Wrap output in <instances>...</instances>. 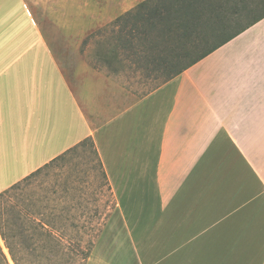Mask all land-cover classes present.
<instances>
[{
  "label": "crops",
  "instance_id": "obj_1",
  "mask_svg": "<svg viewBox=\"0 0 264 264\" xmlns=\"http://www.w3.org/2000/svg\"><path fill=\"white\" fill-rule=\"evenodd\" d=\"M142 1L48 0L56 55L31 0H0V193L91 140L121 198L86 264H264V0H218L221 45L140 95L80 51Z\"/></svg>",
  "mask_w": 264,
  "mask_h": 264
},
{
  "label": "rangeland",
  "instance_id": "obj_2",
  "mask_svg": "<svg viewBox=\"0 0 264 264\" xmlns=\"http://www.w3.org/2000/svg\"><path fill=\"white\" fill-rule=\"evenodd\" d=\"M47 1L31 0L32 7L39 10V7H45ZM60 1L49 0V3ZM91 1L99 7L107 4V0H82L83 3ZM65 2L72 3L73 0ZM35 14L55 54L69 55L72 49L68 46L67 35L57 24L58 13L48 16L45 11L39 10ZM120 36V24L108 22L99 25L83 37L80 52L92 64L140 95L163 84L170 74L205 49L194 50L182 62L172 64L174 56L169 51L155 46L153 50L144 52L136 42L134 47H124ZM120 198V189L111 185L94 143L87 140L75 151L66 153L5 191L0 196V212L7 210L10 213L16 232L25 229L17 219L18 214L23 209L28 210L30 220L26 229L31 235L34 234L35 240L26 245L30 251L41 250L45 253L42 264H86L91 245L100 238L105 226L118 217L117 203ZM10 205H14L13 209L8 208ZM41 214L45 215L46 222L50 220L48 228L64 237L63 254L55 257V260L47 256L52 250L56 253V247L48 242L49 239H39L41 229L35 223L42 218ZM4 215L8 217V214ZM31 261L41 264L36 255Z\"/></svg>",
  "mask_w": 264,
  "mask_h": 264
},
{
  "label": "trees",
  "instance_id": "obj_3",
  "mask_svg": "<svg viewBox=\"0 0 264 264\" xmlns=\"http://www.w3.org/2000/svg\"><path fill=\"white\" fill-rule=\"evenodd\" d=\"M217 2L218 0H144L134 9L118 17L113 22V25L120 24V39L124 47H134L135 42L139 47H143L140 49L144 52L153 50L155 46L161 47L174 56L175 62H171L172 64L182 62V59L191 55L194 50L205 48L197 57L192 58L189 63L182 64L178 70L170 74L168 78L170 79L221 45V43H202L199 39L200 34L203 32L204 17L212 14L219 16L220 14L219 11L209 10V8L216 5ZM126 33L129 37L125 36ZM153 34L155 35L153 36ZM61 156L56 157L51 162ZM37 171H34L24 179ZM16 184L12 185L10 188ZM4 192L0 193V196H2ZM13 206L14 205H10L8 208L13 209ZM0 214V235L3 239L2 241L0 237V264H34V262L31 261L34 255L38 257V260L42 264L45 253L41 250L30 251L29 247L26 245L27 242L35 240L34 234L31 235V232L26 229L28 226L27 223L30 220V218H28L30 215L28 210L23 209L18 214L17 219L20 220L22 226H25V229L16 232L13 226L15 225V221L12 219V224L10 213H7V210H1ZM4 214H8V217ZM41 217V219L38 218L37 224L35 223V225H38L41 229L39 239H49L48 242L56 247V253L52 250V253L47 256L48 259L55 260V257L63 254L62 245L64 237L48 228L50 220L46 222L44 214H41ZM3 242L4 246L2 245ZM94 244L95 243L91 245L87 258H89Z\"/></svg>",
  "mask_w": 264,
  "mask_h": 264
}]
</instances>
